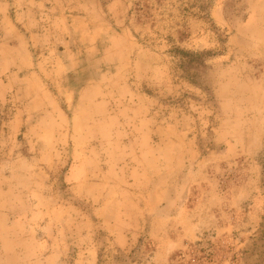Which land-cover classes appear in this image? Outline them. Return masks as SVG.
<instances>
[{
    "label": "rangeland",
    "instance_id": "374dc122",
    "mask_svg": "<svg viewBox=\"0 0 264 264\" xmlns=\"http://www.w3.org/2000/svg\"><path fill=\"white\" fill-rule=\"evenodd\" d=\"M246 42L264 0H0V264H264V153L218 143Z\"/></svg>",
    "mask_w": 264,
    "mask_h": 264
},
{
    "label": "crops",
    "instance_id": "0c3cea01",
    "mask_svg": "<svg viewBox=\"0 0 264 264\" xmlns=\"http://www.w3.org/2000/svg\"><path fill=\"white\" fill-rule=\"evenodd\" d=\"M242 42L243 40L237 34L229 36L228 49L230 55L233 54L234 58L239 59L238 55L244 48ZM246 44L248 54H250L252 48L254 53L257 51L259 53V56L257 54L253 56V63L247 65V70L255 71V66H257L256 58L260 57L262 63L264 62V43L257 45L246 42ZM238 63V61L233 62L228 71H223L224 78L220 85L221 95H219V98L225 114L220 124L222 132L218 137V143L224 147L221 152L226 157L234 159L246 158L249 162L243 165L247 175H252L253 178L259 179L263 170L259 163V158L264 153V83H261V85H255V83L253 85L247 84L246 90L249 92L251 101H247L249 105H242L239 99L240 88L238 87L241 85L233 82L238 76H242L241 71H237L239 70V67H237ZM257 87H260L261 98L253 101L252 95L257 94H254L253 90L258 91Z\"/></svg>",
    "mask_w": 264,
    "mask_h": 264
}]
</instances>
